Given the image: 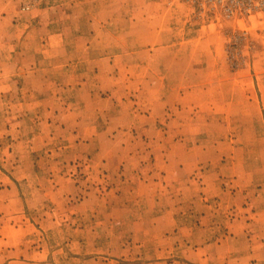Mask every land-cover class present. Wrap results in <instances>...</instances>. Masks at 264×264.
Masks as SVG:
<instances>
[{"label": "crops", "instance_id": "obj_1", "mask_svg": "<svg viewBox=\"0 0 264 264\" xmlns=\"http://www.w3.org/2000/svg\"><path fill=\"white\" fill-rule=\"evenodd\" d=\"M53 1L45 0L42 9L20 15L13 10V0H0V102L3 97H16L14 103L10 104V111L17 114L12 128L24 127L25 121H17V118L27 117L31 121L32 131L42 130L30 140L20 137L22 141L18 143L45 144L44 140L49 139L45 130L55 127L62 135L59 138L62 148L75 147L76 151L59 154V161L63 165L57 170L52 169L53 175L66 177L68 171L64 169L65 161L89 156L95 168H105L108 177L116 181L104 192L105 197H100V191L94 188L97 195L90 192L91 196L79 202L80 205L90 203L86 206L94 209L102 201L108 211L105 224L132 227L126 246V249H132L130 252L118 253L120 247L113 236H107L105 252L98 248V253L107 255L106 258L102 257L108 260L107 264H119L115 258L126 253H133L134 257L142 259L135 264H177L174 260L164 262L161 258L178 254V243L172 236L177 233L178 218L184 214L175 210L178 207L175 202L169 206L163 204L166 193L174 194L175 190L171 188L167 191L163 180L160 181L159 171L165 181L194 182L193 162L199 163L203 153H216L217 148L204 151L203 147H196V144L191 146L189 139L176 138L174 129H188L194 116H197L195 122L202 123L203 120L198 117L202 113L214 114V118L208 116V119L215 128L226 127L228 116L232 113L234 122L238 120L241 126L244 94L240 77L219 76L218 46L211 40L212 33L187 25L183 22V16L176 14L175 10L160 7L153 15L145 10L134 19L135 15L123 9V14L120 13L117 20H111L114 15H106L105 18L104 14H92L82 6L84 13L66 15L75 19V25L62 24L59 27L55 25L56 21L63 18V13L66 14L69 8L53 5ZM83 14L90 18H77ZM205 58H209V61L213 58L216 64L214 73L218 76H192L191 68L188 72L190 66ZM152 64L154 67H151ZM178 64L186 65L185 71L178 72L175 68ZM134 65L140 68L137 76L125 70L127 66ZM123 73L124 76H117ZM103 93H106L105 97ZM254 102L253 99L251 104ZM110 110L122 113V116L110 117V114L107 118ZM127 110L128 113H124ZM37 114H44L46 118L36 123L34 116ZM54 114L64 119L50 120ZM104 114L106 122L100 126L98 119ZM156 114H164L165 117L160 120ZM117 125L154 134V168L148 167L143 154L128 152L137 140L114 134ZM166 133L170 135L163 138ZM100 145H110V148L103 149ZM117 146H124L121 153L116 150ZM88 147L91 152L83 154ZM162 148L165 152H162ZM196 149L199 151L197 154L193 152ZM47 157L49 154L44 155L42 160ZM138 164L137 170H131ZM22 167V164L16 165L11 172V182L34 175L30 168ZM123 169L131 175L121 174ZM229 173L228 176L232 177L243 174L233 170ZM221 175L224 176L225 172L205 169L200 176L206 185L182 188L183 192L192 191L200 195V200L207 207L203 216L206 220L211 221L214 215L212 207L223 204L221 198L240 197V188H235L231 196L229 188L222 185ZM19 188L18 184L0 187V264H56L52 254L62 250L52 252L47 233L38 231L33 224L31 227L30 218L26 217L27 211L26 214L23 212L30 205L26 193L19 192ZM53 189L55 186H52ZM37 190L44 196L43 199L50 197L48 188L41 186ZM55 190L61 192L63 189L60 187ZM145 208L150 210H142ZM3 209L5 211L1 212ZM7 221L9 223L2 226ZM198 223L202 224V221L190 225L192 227L188 235L195 232ZM145 225L150 227H139ZM35 230L41 235L37 241L42 243L38 245H34ZM96 232L91 230L93 235L86 236L76 234L73 241L68 239L67 245L73 244L80 251L95 246L103 241ZM148 235L150 239H147ZM140 236L144 239H140ZM137 242L139 244L131 248V244ZM202 249V253L210 260L224 255L221 245L213 239ZM80 251L76 252L78 256L82 255Z\"/></svg>", "mask_w": 264, "mask_h": 264}, {"label": "rangeland", "instance_id": "obj_2", "mask_svg": "<svg viewBox=\"0 0 264 264\" xmlns=\"http://www.w3.org/2000/svg\"><path fill=\"white\" fill-rule=\"evenodd\" d=\"M44 2L45 0H13L14 4L12 5H14L13 10L22 15L31 14L35 10L42 9ZM51 4L64 5L65 8H69L66 14L63 13L64 17L58 18V21H56L55 25L59 27L62 24L66 26L75 25L77 23L75 19L73 17L68 18L66 15L84 13V10H88L92 14L98 13L100 16L104 14L105 18H107L106 15H114L110 19L117 20V17H120L119 14H123V9L129 11L133 16L135 15L134 19H136L145 10L153 15L154 12L162 7L168 10H175V13H180L183 16V22H186L187 25L194 26L195 29H201L203 32L212 33L211 40L217 43L219 49L216 52L219 57V66L217 68L221 72L219 76H238L242 82L244 94L243 121L241 126H239L238 120L234 122V114L232 113L228 116L226 127L215 128L212 126L214 123L208 119V116L214 118V114L202 113V115L198 114V117L203 120L202 123L195 122L197 116H194L195 119L188 129H174L176 138L189 139L191 146L196 144V147H203L204 151L217 148V151L216 153L211 151V154L203 153L199 163L197 161L196 163L193 162L192 167L195 169L193 174L194 182H191L193 180H183L182 183L165 181L159 171L160 181L163 180V185L167 191L171 188L175 190L174 194L166 193L163 198V204L169 206L175 202V204H178L175 210L180 212V214H184L183 217L178 218L177 233L172 236L173 240L178 243L179 252L173 257L164 256L161 260L164 262L174 260L177 264H264V18L235 19L222 14L214 16L209 13L202 14L197 6L188 4L186 0H55ZM82 6L85 7L84 10L81 9ZM110 9L116 11L110 12L108 11ZM86 16L83 14L82 17L77 18L80 20L90 18V16ZM51 29L49 28V30ZM210 59L211 61H209V58L201 59L202 62H196L193 66H190L188 72L190 73L191 68L192 76H218L214 73L216 64L214 65L213 58ZM151 67H154V64ZM211 67L212 70H210ZM175 68L178 72L185 71L186 65L178 64ZM125 70L134 72L135 76H137L140 68L134 65L127 66ZM124 75L125 73L117 74V76ZM120 94H122L121 91ZM105 95L106 93H103V97ZM14 99L16 97H3L2 103L0 102V106H2V109H0V187L18 184L20 187L18 191L26 193L30 207L26 206L23 212L26 214L27 211L26 217L30 218L31 227L33 224L38 231L47 233L51 240L52 252L62 250V252L52 254L54 262L56 264H107L108 260L103 259L107 255L98 253V248L104 252L106 251L107 236H113L118 241L117 246L120 247V250L117 248L116 252L118 250V253L130 252L132 249H126V246H128L130 241L128 237L131 234V226L105 224L104 221L107 220L108 211L103 206L102 201L95 205L94 209L86 206L90 203L86 205L79 204L84 198L91 196L90 192L98 194L94 188L100 191V197H105L106 194L104 192L112 183L116 184V181L108 177V171L105 168L99 166L95 168L89 156H84L85 158L79 157L68 162L65 161L64 169L68 171L66 177L60 178L53 175L51 170H57L63 165L59 161V154L63 152H66V154L69 152L75 153L76 148H62L59 139L62 135L55 127L45 130L46 137L49 139H38L44 140L45 144L28 143L27 145V143H18V141H22V138L30 140L36 132L40 133L42 130L34 129L32 131L30 128L31 121L27 117L17 118V121L18 119L25 121L24 127H11L17 115L10 111V104L11 102L14 103ZM253 99L255 102L252 105ZM100 106L110 108L106 105ZM128 110L124 113H128ZM121 114L110 110L107 118L109 115L110 117H121ZM43 115L37 114L34 116V121L37 123V120H44L46 117ZM156 116L158 119L165 117L164 114L163 116L156 114ZM218 116L220 115H215V117ZM49 119L61 121L64 118L54 114ZM104 122H106L105 114L104 117L98 119L100 126ZM200 124L202 125L201 128ZM163 126H166V124ZM45 134L42 133V136H45ZM114 134L128 139L135 138L137 142L132 147L130 146L128 152L134 151L141 155L143 154L149 165L148 167L154 168L155 158L154 150L152 149L153 138H156L154 134L142 132L138 128L129 129L118 125ZM168 135L170 134H164L163 138ZM47 141L50 143H47ZM100 147L108 149L110 145H100ZM123 147H116L118 153L123 151ZM88 152H91L89 147L87 152L83 151L82 153L86 154ZM162 152H165L164 148H162ZM193 152L197 154L199 151L196 149ZM47 154H49V157L43 161L42 157L44 158V155ZM18 164H22V168L24 166L30 168L34 175L20 181L13 179V182H11V172L15 170ZM138 166L139 164L131 170H137L135 168H138ZM205 169H218L220 172H225V175H221L220 179L223 180L222 185H226L229 188L231 196L234 195L235 188L242 190L239 193L240 197L238 195L236 199H232L230 196L221 198L220 201L223 204H216L211 209V212L214 213L211 221L203 218L207 207L200 200V195L193 194L192 191L191 193L189 191L183 192L182 189L190 185L192 187L206 185V183H203V177L200 176ZM230 170L237 173L242 172L243 174L235 177L228 176ZM124 171L123 169L121 174L131 175ZM209 179L214 178L210 177ZM171 185L173 186L171 187ZM211 185L213 184L211 183ZM41 186L51 191L48 199H43L44 196L42 197L41 192H38L37 188ZM52 186H55V189L61 187L63 190L61 192L55 189L52 190ZM142 210L149 211L150 209L145 208ZM4 211L5 209L1 212ZM200 221H202V224L198 223L195 226V232L192 235H188L189 228L192 227L190 225ZM209 222H212V224H208ZM8 223L9 221L3 222L2 226ZM139 227L149 228L150 225ZM156 227L166 228L165 226H163L164 228L162 226ZM37 230H35L33 235L36 240L34 245L42 243V241H37V238L41 236ZM91 230H96V234L103 241L81 251L74 247L73 244L71 246L67 245L68 239L73 241L76 238V234L79 236L90 235ZM150 238L148 235L147 239ZM140 239H144L143 236H140ZM211 239L223 248L224 255L220 258L213 257L210 260L202 253V248L204 245H208ZM126 240L127 243L125 242ZM135 244L138 245L139 242L131 244V248ZM212 248L216 249V247ZM79 251L82 252L80 256L76 253ZM194 251L199 253L195 254ZM15 255H18V252H15ZM115 259L119 264H135L142 260L134 257L133 253L122 254L120 258Z\"/></svg>", "mask_w": 264, "mask_h": 264}, {"label": "built area", "instance_id": "obj_3", "mask_svg": "<svg viewBox=\"0 0 264 264\" xmlns=\"http://www.w3.org/2000/svg\"><path fill=\"white\" fill-rule=\"evenodd\" d=\"M197 6L202 14L223 16L235 19L264 18V0H186Z\"/></svg>", "mask_w": 264, "mask_h": 264}]
</instances>
